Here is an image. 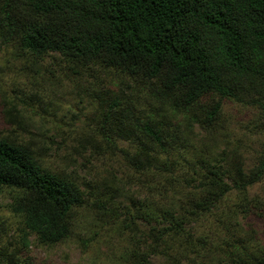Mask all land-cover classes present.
<instances>
[{
  "label": "trees",
  "instance_id": "trees-1",
  "mask_svg": "<svg viewBox=\"0 0 264 264\" xmlns=\"http://www.w3.org/2000/svg\"><path fill=\"white\" fill-rule=\"evenodd\" d=\"M0 46L32 65L57 54L69 75L91 80L95 128L84 139L99 156L120 151L146 191L150 254L264 264V245L241 221L264 211L250 192L264 181V153L247 171L237 151L215 161L192 138L224 131L226 101L264 115V0H0ZM0 188L24 233L47 246L70 236L84 203L78 182L8 137ZM205 223L216 237L195 236ZM0 264L20 263L0 251Z\"/></svg>",
  "mask_w": 264,
  "mask_h": 264
},
{
  "label": "rangeland",
  "instance_id": "rangeland-1",
  "mask_svg": "<svg viewBox=\"0 0 264 264\" xmlns=\"http://www.w3.org/2000/svg\"><path fill=\"white\" fill-rule=\"evenodd\" d=\"M90 81L69 75L57 54L32 65L0 46V139L30 144L44 167L65 174L84 190L70 236L47 246L24 233L22 220L10 211V191L0 188V251L15 254L20 264H169L147 250L156 222L144 217L148 195L138 187L134 171L120 151L99 156L86 144L84 138L95 128ZM222 121V133H192L197 148L207 150L215 161L222 152L235 150L244 157L247 171L252 170L264 153L262 110L226 101ZM250 192L264 200V181ZM241 221L264 245V211ZM209 227L203 224L195 236L209 234Z\"/></svg>",
  "mask_w": 264,
  "mask_h": 264
}]
</instances>
